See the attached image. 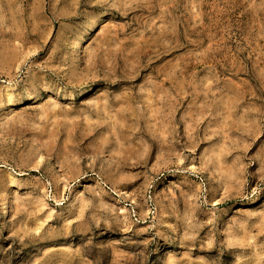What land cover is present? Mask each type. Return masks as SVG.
<instances>
[{
    "label": "rangeland",
    "instance_id": "rangeland-1",
    "mask_svg": "<svg viewBox=\"0 0 264 264\" xmlns=\"http://www.w3.org/2000/svg\"><path fill=\"white\" fill-rule=\"evenodd\" d=\"M0 264H264V0H0Z\"/></svg>",
    "mask_w": 264,
    "mask_h": 264
},
{
    "label": "bare ground",
    "instance_id": "bare-ground-1",
    "mask_svg": "<svg viewBox=\"0 0 264 264\" xmlns=\"http://www.w3.org/2000/svg\"><path fill=\"white\" fill-rule=\"evenodd\" d=\"M84 36L83 37H81V40H78L79 41V44H80V42H82V41H84ZM81 45V44H80ZM79 50V49H78ZM74 52H75V50H74ZM89 89H90V87H89ZM82 90H84V89H82ZM82 90H80V91H82ZM86 91V90H85ZM85 91H83V92H85ZM6 205V204H5ZM4 205V206H5ZM6 207V206H5ZM5 209V208H4ZM8 209V208H7ZM6 211V210H5ZM4 213V212H3ZM6 213V212H5ZM5 216H6V214H5ZM8 219V218H7Z\"/></svg>",
    "mask_w": 264,
    "mask_h": 264
}]
</instances>
